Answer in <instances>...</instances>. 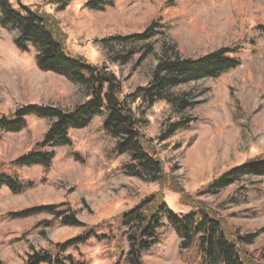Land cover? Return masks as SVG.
<instances>
[{
    "label": "rangeland",
    "instance_id": "1",
    "mask_svg": "<svg viewBox=\"0 0 264 264\" xmlns=\"http://www.w3.org/2000/svg\"><path fill=\"white\" fill-rule=\"evenodd\" d=\"M21 1L50 14L67 53L103 66L115 77L125 100L149 84L165 54L197 58L226 47L240 64L218 77L173 87V93L192 97L193 104L182 110L167 99L129 102L138 130L162 160L166 177L188 194L184 200L191 205L181 203L179 193L160 183L123 172L129 155L112 152L117 139L103 130L105 115L71 130L70 145L51 148L47 169L10 162L44 138L48 119L30 115L20 131L3 133L0 172L33 184L20 193L0 187V264H20L34 250L51 249L103 221L110 223L120 245L115 237L110 242L91 238L64 254L70 252L85 264H128V244L117 217L156 191L174 212L202 206L234 234L256 235L243 249L264 264V175H244L216 192L206 190L220 175L264 153V0H111L104 9L91 8L87 0H70L64 7L49 0ZM150 28L153 36L129 38ZM15 36L16 30L0 24V116L30 104L70 111L89 98L83 87L65 76L40 70L36 49L19 50ZM183 120L186 123L176 127ZM45 204L58 210L68 207L82 224L54 221L47 226L45 221L53 217L46 213L27 218L7 215ZM161 223L158 242L141 252L143 263L201 264L194 247L180 249L181 237L165 216Z\"/></svg>",
    "mask_w": 264,
    "mask_h": 264
},
{
    "label": "trees",
    "instance_id": "2",
    "mask_svg": "<svg viewBox=\"0 0 264 264\" xmlns=\"http://www.w3.org/2000/svg\"><path fill=\"white\" fill-rule=\"evenodd\" d=\"M48 2L64 7L70 0ZM87 2L94 9H104L106 5L112 4L111 0H87ZM0 24L2 27L17 31L13 43L19 50L28 51L31 46L36 49L35 61L40 70L65 76L83 87L89 97L70 111L54 106L30 104L8 116H0V140L5 132L20 131L26 125L27 116L34 115L50 121L44 138L37 142L33 149L13 159L11 165L19 167L41 165L47 169L54 153L51 148L70 145L71 130L87 126L97 115H105L102 128L117 139L112 152L129 155L127 162L122 165L123 172L148 182L160 183L162 187L166 186L171 191L179 193L181 203L192 204L191 201L184 200L189 199L188 194L179 189L172 179L166 177L162 160L157 156L153 145L144 139L138 130L137 119L129 102L141 100L150 103L160 98L172 101L178 110L191 106L192 97L187 99L185 93H173L170 90L204 77H218L223 72L237 67L240 60L230 54L231 49L219 48L201 57L185 59L170 58L165 54L159 59L149 84L138 87L134 93L127 95L129 100H125L120 96L121 89L115 77L103 66H94L84 58L67 53L62 35L50 14L36 7L33 8L32 5H26L21 0H0ZM261 29L264 31V27ZM151 30L152 28L144 34H135L129 38L132 40L148 38L155 34ZM183 123L186 121H179L176 127ZM244 175H264V153L261 157L248 160L220 175L206 186V190L216 192ZM32 184L28 182L26 185L14 174L0 172V187L5 185L14 193H20ZM56 207L54 204L37 205L8 212L7 215L11 218H27L46 213L53 217L45 221L47 226L52 225L54 221L68 226L82 224L68 207L63 210H58ZM212 213L202 206H195L185 213L174 212L164 201L163 194L160 191L154 192L133 208L116 216L120 219L121 235L128 244L125 262L144 264L141 260V252L158 242V229L162 226L161 218L165 216L169 225L181 237L180 249L187 250L194 247L201 264H260L257 259H251L250 252L243 249L245 244L253 242L256 235L234 234L224 227V222L218 216L215 217ZM91 238L107 239V242L114 238L117 246L120 245L119 237L117 240L110 223L103 221L88 227L72 238L54 243L51 249L34 250L20 264H85L84 260L74 258L70 252L66 254L64 252L78 248ZM117 250L120 251L118 247ZM261 257L264 259V246L261 247ZM118 262L116 261L115 264Z\"/></svg>",
    "mask_w": 264,
    "mask_h": 264
}]
</instances>
